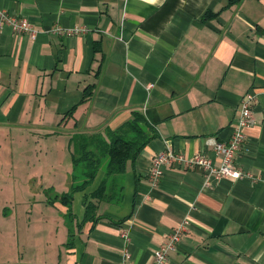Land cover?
Masks as SVG:
<instances>
[{
    "label": "crops",
    "instance_id": "1",
    "mask_svg": "<svg viewBox=\"0 0 264 264\" xmlns=\"http://www.w3.org/2000/svg\"><path fill=\"white\" fill-rule=\"evenodd\" d=\"M0 10L37 32L0 23V132L14 135L12 166L34 188L21 205L0 196V264H125L127 253L131 264H155L185 221L166 264H264V0H0ZM249 91L255 124L237 163L253 178L166 166L152 185V161L167 149L220 165L214 142L231 138ZM135 112L155 137L128 162L121 202L86 219L102 173L74 195L69 221L46 189L70 190L72 137L115 130Z\"/></svg>",
    "mask_w": 264,
    "mask_h": 264
},
{
    "label": "trees",
    "instance_id": "2",
    "mask_svg": "<svg viewBox=\"0 0 264 264\" xmlns=\"http://www.w3.org/2000/svg\"><path fill=\"white\" fill-rule=\"evenodd\" d=\"M92 93L93 86L87 87L83 102ZM154 137L155 130L140 112H135L130 120L115 130L107 128L104 132L75 134L71 139V188L61 195L56 194V197H50L51 188L46 189L48 203L60 201L66 205L69 208L67 217L70 221L74 217L71 211L74 195L92 188L103 173L98 187L86 196V219L98 221L103 217V214H99L102 203L121 202L128 162L135 160Z\"/></svg>",
    "mask_w": 264,
    "mask_h": 264
},
{
    "label": "built area",
    "instance_id": "3",
    "mask_svg": "<svg viewBox=\"0 0 264 264\" xmlns=\"http://www.w3.org/2000/svg\"><path fill=\"white\" fill-rule=\"evenodd\" d=\"M0 23L2 26L11 28L18 35H28L32 39L37 36L32 23L25 17H21L5 10H0ZM55 32L60 36H72L84 33L82 29H63L58 27ZM256 92H247L241 101L240 114L234 127L233 134L228 141L214 142V151L221 158L220 165H216L211 158L203 153L193 156L167 149L158 153L153 161L149 174L150 182L153 186H158L164 174V167L171 166L177 169H200L205 176H215L217 178H230L239 180L243 178H253L245 172L237 163L238 157L246 152V129L255 124L254 106L257 103ZM188 222L175 227L168 235L166 241L155 251V264H166L172 252L177 251L182 243V238L187 231ZM127 237V234H124ZM131 264V256L126 254V263Z\"/></svg>",
    "mask_w": 264,
    "mask_h": 264
},
{
    "label": "rangeland",
    "instance_id": "4",
    "mask_svg": "<svg viewBox=\"0 0 264 264\" xmlns=\"http://www.w3.org/2000/svg\"><path fill=\"white\" fill-rule=\"evenodd\" d=\"M13 136L0 132V196L5 202H7L6 198L18 196L15 197V202L21 205L19 196L21 192H30L31 188H34L30 186V183L22 181L20 172H16V167L12 166L13 159L18 157V152L11 149Z\"/></svg>",
    "mask_w": 264,
    "mask_h": 264
}]
</instances>
